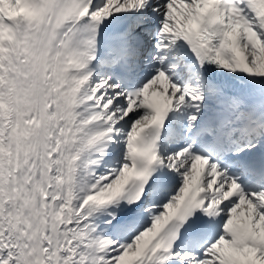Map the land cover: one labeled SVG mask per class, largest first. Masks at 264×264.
<instances>
[{
    "label": "snow or ice",
    "instance_id": "1",
    "mask_svg": "<svg viewBox=\"0 0 264 264\" xmlns=\"http://www.w3.org/2000/svg\"><path fill=\"white\" fill-rule=\"evenodd\" d=\"M0 264H264V0H0Z\"/></svg>",
    "mask_w": 264,
    "mask_h": 264
}]
</instances>
